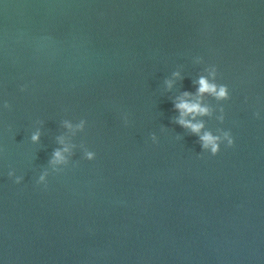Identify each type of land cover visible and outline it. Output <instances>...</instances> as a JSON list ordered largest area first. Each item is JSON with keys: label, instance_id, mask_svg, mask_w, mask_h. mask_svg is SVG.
<instances>
[{"label": "water", "instance_id": "obj_1", "mask_svg": "<svg viewBox=\"0 0 264 264\" xmlns=\"http://www.w3.org/2000/svg\"><path fill=\"white\" fill-rule=\"evenodd\" d=\"M210 64L216 156L173 123ZM0 264H264V0H0Z\"/></svg>", "mask_w": 264, "mask_h": 264}, {"label": "clouds", "instance_id": "obj_2", "mask_svg": "<svg viewBox=\"0 0 264 264\" xmlns=\"http://www.w3.org/2000/svg\"><path fill=\"white\" fill-rule=\"evenodd\" d=\"M196 62L198 64L204 63L202 57H197ZM203 72L206 74H201L198 78L193 81L196 85V91H182L180 95L176 96L173 100V106L178 115L173 118V123L178 124L190 135H195L198 137V142L201 145L202 151L210 153L212 156H216L219 154L221 150V144H225L226 147L234 146V137L230 130H224L223 128H217L215 134L212 130L206 128V123L204 118H212L214 113L219 111V115L215 118L222 124L225 119L224 108L223 106L213 107L210 103L205 102L206 97H211L215 101L222 102L228 101L231 99L229 87L226 84L217 83V77L219 75V71L216 65H207ZM180 71H173L171 73L170 78H166L164 80V84L168 90L172 89L176 80H182ZM27 86H22L21 91H25ZM4 108H10L11 105L5 101ZM256 118H260V112L257 111L254 113ZM123 122L125 126H127L130 121L128 118V114H124ZM38 124H42V121H36ZM62 127L72 132L73 135L76 132H84L85 127L87 125V121L85 119L79 120V122L73 124L70 120L64 119L61 121ZM31 142L34 144H38L41 141V130L37 128L31 134ZM151 140L153 143H157V136L153 133L151 134ZM56 141L61 147H57L52 151L50 159L48 161V165L51 167V173H61L65 168L72 163L70 157H73L75 152L73 149L76 147L75 144L66 143V138L64 135H58L56 137ZM81 146L83 147V158L92 161L96 158V153L81 142ZM67 154V155H66ZM9 178H14V182L16 184H20L23 180L22 176H16L15 170H9L7 173ZM50 175L48 168L44 169L42 173L39 175L38 180L36 181L37 185H44L47 187V178Z\"/></svg>", "mask_w": 264, "mask_h": 264}]
</instances>
